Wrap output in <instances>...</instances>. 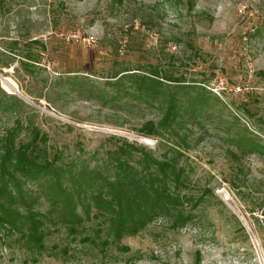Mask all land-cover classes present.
<instances>
[{
    "label": "rangeland",
    "instance_id": "1",
    "mask_svg": "<svg viewBox=\"0 0 264 264\" xmlns=\"http://www.w3.org/2000/svg\"><path fill=\"white\" fill-rule=\"evenodd\" d=\"M25 31L46 49L35 76L2 67L0 90L24 104L0 109V138L30 117L66 157L82 147L96 162L128 142L162 159L174 146L188 219L158 216L104 249L61 228L41 254L0 241V264H264V0H4L0 48ZM124 68L183 80L157 85L197 111L178 130L182 146L139 131L162 109L136 98L134 83L107 84ZM100 91L120 95L103 104Z\"/></svg>",
    "mask_w": 264,
    "mask_h": 264
},
{
    "label": "trees",
    "instance_id": "2",
    "mask_svg": "<svg viewBox=\"0 0 264 264\" xmlns=\"http://www.w3.org/2000/svg\"><path fill=\"white\" fill-rule=\"evenodd\" d=\"M3 7L4 0H0V11ZM20 33L7 45L1 44L0 73L2 67L17 62L22 71L35 76L41 66L39 53L46 46L29 32ZM131 71L122 69L112 76L117 77L116 82L107 84L134 83L132 93L138 94L136 98L149 105L156 103L162 109L158 122L148 120L139 131L145 136L169 134L177 147L182 146L185 142L178 130L196 120L197 111L193 104L186 109L177 96L164 100L157 85L163 84V80H183L155 69L143 76ZM116 89L130 93L125 87ZM117 92L109 96L100 91L99 97L106 104L119 98ZM23 104L20 97L0 90V109L18 113ZM48 140V134L30 117L22 126L18 119L0 138L1 242L41 254L46 248L57 247L47 242L52 230L61 228L68 238L80 237L84 247L91 244L104 249L110 242L118 243L124 236L137 234L158 216L172 218L173 224L186 223L188 216L183 213V204L187 198L179 192L186 179L178 165L180 151L174 146H170L171 155L168 152L160 159L151 148L123 142L92 162L81 157L82 147H78L79 154L66 157L64 148L48 144ZM42 201L46 207L41 209ZM97 220L98 224L92 225L91 221Z\"/></svg>",
    "mask_w": 264,
    "mask_h": 264
},
{
    "label": "built area",
    "instance_id": "3",
    "mask_svg": "<svg viewBox=\"0 0 264 264\" xmlns=\"http://www.w3.org/2000/svg\"><path fill=\"white\" fill-rule=\"evenodd\" d=\"M224 85H227V84L224 82ZM225 88H227V87H225ZM229 88L233 92L240 90V87L238 85H233V86H230Z\"/></svg>",
    "mask_w": 264,
    "mask_h": 264
}]
</instances>
